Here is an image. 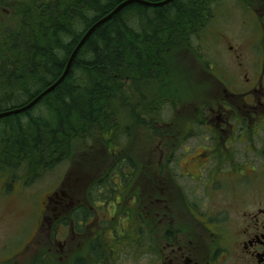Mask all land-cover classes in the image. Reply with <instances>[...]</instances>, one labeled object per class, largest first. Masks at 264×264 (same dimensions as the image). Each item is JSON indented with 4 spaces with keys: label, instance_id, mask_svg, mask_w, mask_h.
I'll use <instances>...</instances> for the list:
<instances>
[{
    "label": "rangeland",
    "instance_id": "obj_1",
    "mask_svg": "<svg viewBox=\"0 0 264 264\" xmlns=\"http://www.w3.org/2000/svg\"><path fill=\"white\" fill-rule=\"evenodd\" d=\"M1 3L7 8L0 7L4 30L21 31L25 5L16 0ZM260 5L264 6V0H214L204 29L174 51L176 80L183 95L177 92L163 97L154 91L155 96L146 89L150 97L165 101L160 104L161 112L148 117L140 106L143 120L137 125L132 122L131 129L124 128L113 139L95 134L73 148L71 160H57L38 176L29 145L14 139V143L0 146V162L8 163L0 164V261L94 264L92 243L97 241L109 257L107 264H153L154 252L177 237L207 248L205 224L220 223L223 229H231L228 217L239 215L240 203L250 211L258 204L264 206V146L258 145L263 136L245 134L234 141L226 133L206 128L205 119L209 118L206 112L226 98L233 102L235 107L229 113L237 120L247 115L237 109L240 100L224 97L223 85L210 76L209 68L216 69L218 59L228 71L237 70L229 46L237 41L251 43L252 36L246 32L252 25L250 10ZM123 83L137 101L131 78L124 77ZM119 116L123 125H130L127 111ZM255 122L247 119L236 124L252 133ZM4 125L0 123V132ZM183 129L185 137L179 133ZM126 154L133 165L129 161L120 164ZM27 156L30 159L23 163L12 162ZM57 191L66 192L67 202H73L61 216L69 225L60 224L59 216L43 212L48 197L53 198ZM81 205L90 215L73 218L72 211ZM209 216L216 220L209 222ZM54 230L63 240L62 251L49 241ZM28 244L30 249L20 255Z\"/></svg>",
    "mask_w": 264,
    "mask_h": 264
},
{
    "label": "trees",
    "instance_id": "obj_2",
    "mask_svg": "<svg viewBox=\"0 0 264 264\" xmlns=\"http://www.w3.org/2000/svg\"><path fill=\"white\" fill-rule=\"evenodd\" d=\"M122 1L16 0L27 11L21 31H5L0 24V112L28 104L57 81L87 30ZM213 2L173 0L163 6H125L90 36L56 88L30 109L0 118L5 124L0 146L14 139L29 145L38 176L57 160H71L73 148L95 134L113 139L124 128L131 129L132 122L139 124L143 120L140 106L148 117L160 113L165 101L149 94L183 95L176 80L174 51L204 29ZM0 7L7 10L1 0ZM126 76L131 78L137 101L123 83ZM146 89L151 92L147 94ZM37 109L38 114H33ZM122 110L128 112L130 125H123ZM183 130L179 133L185 137ZM26 159L30 157L12 162ZM125 161L133 165L128 154L119 162ZM86 210L84 205L74 209L73 218L88 217ZM92 248L102 256L97 241Z\"/></svg>",
    "mask_w": 264,
    "mask_h": 264
},
{
    "label": "flooded vegetation",
    "instance_id": "obj_3",
    "mask_svg": "<svg viewBox=\"0 0 264 264\" xmlns=\"http://www.w3.org/2000/svg\"><path fill=\"white\" fill-rule=\"evenodd\" d=\"M256 8L250 10L252 25L246 30L252 36L251 43L241 45L237 41L235 46L230 45L228 49L229 57L235 61L237 70L228 71L227 66L224 63H219L218 59H215L216 69H213V66L209 68L211 70L210 76L215 77L220 86L223 85L221 87L224 97L226 94L227 97H235L240 100L237 109L247 114L241 117V120H255V127L251 129L252 133L237 127L236 121L241 122V120L240 118L237 120L235 115L230 114L235 106L227 98L221 99L222 101L219 100L221 102L218 103L219 105L211 107V110L206 112L209 118L205 117V119H208L207 126H209L206 128L209 130L213 128L220 133H226L234 141L241 140L242 135L245 134L263 136L259 140L261 143L258 144L262 148L264 146V6L260 5L259 9ZM248 23L249 20H246L245 24ZM59 193L63 194L65 199ZM67 196L66 192L63 191L55 192L53 198L48 197L46 208L43 210L45 214L51 212L54 216H59L60 224L65 225H69L67 219H63L61 216L66 211V207L73 204V202H67ZM49 203L58 204L59 207L51 208ZM256 207V210L250 211L243 208L240 203L237 208L239 215L237 217L229 215L228 217L229 221L232 222L233 230L232 228L223 229L224 226L220 223H214L211 226L205 224L209 232L206 233L207 248L202 249L183 236L182 238L177 237L157 249L151 256L150 262L152 261L153 264H264V206L258 204ZM48 216L45 215L46 219ZM213 219L216 220L209 216V222ZM44 227L46 232L47 226L44 225ZM50 228H52L51 222L48 225V229ZM37 235L38 231L35 236ZM49 241L53 245H59L61 251L63 250V240L58 238L56 231L49 234ZM30 247V244L25 248L23 247L19 251L21 252L20 255L28 251ZM92 251L95 256L94 264L108 263L106 259L108 260L109 257L105 250H102V256H100L98 249L94 251L92 248ZM142 253L143 255L146 254V250L144 249ZM61 259L63 258L61 257ZM0 264L3 263L0 261Z\"/></svg>",
    "mask_w": 264,
    "mask_h": 264
},
{
    "label": "water",
    "instance_id": "obj_4",
    "mask_svg": "<svg viewBox=\"0 0 264 264\" xmlns=\"http://www.w3.org/2000/svg\"><path fill=\"white\" fill-rule=\"evenodd\" d=\"M172 1L173 0H124V1H122L110 13H108L105 16H103L99 20H97L87 30V32L84 34V36L82 37V39L78 43L77 47L74 49V51H73V53H72V55H71V57H70V59L68 61V64L66 66V69H65L64 73L60 76V78L57 81H55L52 85H50L42 93H40L38 96H36L28 104H26L24 106H21V107H18V108H14V109H10V110H7V111L0 112V118H2L4 116L11 115V114L20 113V112H23V111H26V110L30 109L35 104H37L45 95H47L54 88H56L66 78V76L69 74L70 69H71V66H72V63H73L76 55L78 54V52L81 49V47L85 44V42L90 38V36L96 31L97 28H99L105 22H107L108 20H110L113 16H115L125 6H127L129 4H133V3L143 4V5H147V6H163V5H166V4H168V3L172 2Z\"/></svg>",
    "mask_w": 264,
    "mask_h": 264
}]
</instances>
